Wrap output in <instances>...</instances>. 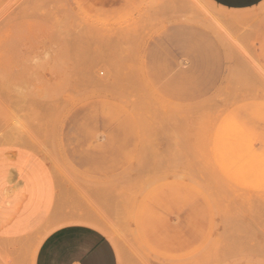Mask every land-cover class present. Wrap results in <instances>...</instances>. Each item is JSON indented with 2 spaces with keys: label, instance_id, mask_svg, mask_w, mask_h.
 <instances>
[{
  "label": "rangeland",
  "instance_id": "rangeland-1",
  "mask_svg": "<svg viewBox=\"0 0 264 264\" xmlns=\"http://www.w3.org/2000/svg\"><path fill=\"white\" fill-rule=\"evenodd\" d=\"M211 12L235 14L0 0V144L37 151L56 179L38 243L89 216L120 264H264V2L246 19Z\"/></svg>",
  "mask_w": 264,
  "mask_h": 264
},
{
  "label": "crops",
  "instance_id": "crops-1",
  "mask_svg": "<svg viewBox=\"0 0 264 264\" xmlns=\"http://www.w3.org/2000/svg\"><path fill=\"white\" fill-rule=\"evenodd\" d=\"M209 1L222 10L235 12H211L212 17L225 20L246 19L249 14L244 11L264 2ZM262 36L264 49V28ZM27 153L31 159L19 158ZM37 169L46 170L52 181L51 201L45 209L31 191L32 172L37 177ZM56 203V179L49 162L27 146L0 144V264H120L113 242L99 222L89 216L55 228L38 243Z\"/></svg>",
  "mask_w": 264,
  "mask_h": 264
},
{
  "label": "bare ground",
  "instance_id": "bare-ground-1",
  "mask_svg": "<svg viewBox=\"0 0 264 264\" xmlns=\"http://www.w3.org/2000/svg\"><path fill=\"white\" fill-rule=\"evenodd\" d=\"M42 105H43V104H42ZM48 231H49V230H48ZM49 233H50V232H49ZM49 233H48V234H49ZM43 236H44V235H43ZM41 240H42V239H41Z\"/></svg>",
  "mask_w": 264,
  "mask_h": 264
}]
</instances>
